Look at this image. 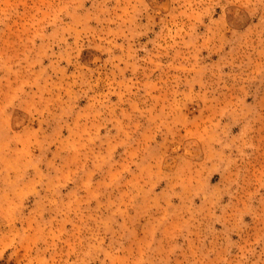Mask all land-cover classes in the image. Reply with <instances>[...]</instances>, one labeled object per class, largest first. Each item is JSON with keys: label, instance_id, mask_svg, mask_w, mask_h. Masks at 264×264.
Listing matches in <instances>:
<instances>
[{"label": "rangeland", "instance_id": "1", "mask_svg": "<svg viewBox=\"0 0 264 264\" xmlns=\"http://www.w3.org/2000/svg\"><path fill=\"white\" fill-rule=\"evenodd\" d=\"M0 264H264V0H0Z\"/></svg>", "mask_w": 264, "mask_h": 264}]
</instances>
